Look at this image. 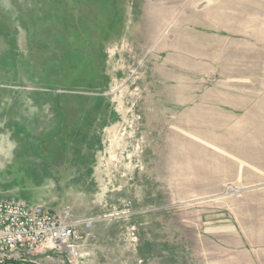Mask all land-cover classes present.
Listing matches in <instances>:
<instances>
[{
  "label": "rangeland",
  "instance_id": "obj_1",
  "mask_svg": "<svg viewBox=\"0 0 264 264\" xmlns=\"http://www.w3.org/2000/svg\"><path fill=\"white\" fill-rule=\"evenodd\" d=\"M213 9L247 14L221 35L264 54V0H0V198L93 220L79 259L45 264H264V67L162 65L183 32H213ZM234 78L250 108L203 98ZM58 118L67 134L40 154Z\"/></svg>",
  "mask_w": 264,
  "mask_h": 264
},
{
  "label": "crops",
  "instance_id": "obj_2",
  "mask_svg": "<svg viewBox=\"0 0 264 264\" xmlns=\"http://www.w3.org/2000/svg\"><path fill=\"white\" fill-rule=\"evenodd\" d=\"M232 2H241L242 0H229ZM248 1V0H247ZM251 1V0H250ZM247 10V8H246ZM216 13L213 16L214 19V28L212 33H194V32H183L182 36L178 41L174 40L170 45L176 44L178 42L175 52L181 53L180 57L170 59L169 56H166L162 65L165 68H253V67H264V54L262 53L261 48L253 51V36L250 33H247L245 30H240L238 32L237 27L235 29L226 30L227 35H221V25L227 26L229 29V22L233 20V15L235 14L237 21L246 20L245 13H228V17L224 19V22L220 21L221 11L212 10V13ZM138 33L141 34L145 39V43L148 45L152 44L156 38V30H149V33H143L142 29L139 26L135 28ZM260 43H264V37L260 39ZM147 45V46H148ZM168 45L167 39L162 38L156 43L154 47L157 51H164L167 49ZM221 46H229V49H221ZM157 48V49H156ZM179 49V50H178ZM184 54L186 57H184ZM186 58L189 61V64H182L178 59L182 60ZM255 58V59H254ZM230 84L234 87L229 88L228 90H221L220 87H213L205 90L203 92V98L205 97L204 93L208 94L209 99H212V103L215 100L217 94H221L223 91H227L229 94L236 96L238 100L231 102L230 105H227L229 108L234 110H241L250 108L248 104L247 95L251 96L253 94V89L250 87L252 83L249 78H234L231 80ZM261 84L264 85V79H262ZM250 98V97H249ZM55 114L54 110L52 109ZM56 115V114H55ZM59 120V119H58ZM58 121L56 119L54 126L48 131L45 136L51 137V139H56L59 137ZM44 136V137H45ZM40 159V158H39ZM43 167L45 166L44 161L40 159Z\"/></svg>",
  "mask_w": 264,
  "mask_h": 264
},
{
  "label": "built area",
  "instance_id": "obj_3",
  "mask_svg": "<svg viewBox=\"0 0 264 264\" xmlns=\"http://www.w3.org/2000/svg\"><path fill=\"white\" fill-rule=\"evenodd\" d=\"M91 218L77 219L68 209L58 212L20 198H0V264H45V252L63 249L81 257V228L89 230Z\"/></svg>",
  "mask_w": 264,
  "mask_h": 264
},
{
  "label": "trees",
  "instance_id": "obj_4",
  "mask_svg": "<svg viewBox=\"0 0 264 264\" xmlns=\"http://www.w3.org/2000/svg\"><path fill=\"white\" fill-rule=\"evenodd\" d=\"M60 98L62 100V96L55 98L53 110H55L54 112H55L56 115H57L56 110H58L59 113H61V116H63V115H66V113L64 112V110H62L64 108L62 107V104L60 102ZM58 119H59L58 120L59 129H62V131H60L59 137H62V133L67 134L66 130L68 128L64 129V127L66 125L65 122L63 121V119H60V118H58ZM55 140H57V138L56 139H51V137H49V136L43 137L42 140H40V141H43V146H45V148H43L42 150L38 149L39 153L42 154V152H44V150H47V153H49V155L52 156L53 151L49 148V146L47 144V141L55 142ZM44 141H45V144H44ZM41 159H43V158L41 157Z\"/></svg>",
  "mask_w": 264,
  "mask_h": 264
}]
</instances>
